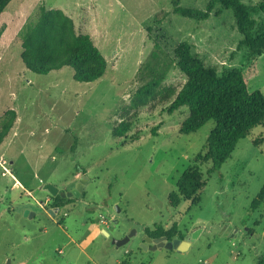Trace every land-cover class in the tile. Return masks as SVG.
Returning <instances> with one entry per match:
<instances>
[{
  "label": "rangeland",
  "instance_id": "rangeland-1",
  "mask_svg": "<svg viewBox=\"0 0 264 264\" xmlns=\"http://www.w3.org/2000/svg\"><path fill=\"white\" fill-rule=\"evenodd\" d=\"M206 2L178 0L200 10ZM40 7L62 9L76 32L89 34L107 62L99 79L76 81L69 67L38 74L24 66L22 38ZM172 7L173 0H11L4 9L0 126L7 110L16 118L0 144V264H254L263 253L264 201L256 208L251 202L264 184V122L237 142L219 171L207 174L210 163H203L199 201L176 207L168 205V195L204 153L214 121L182 134L187 107L169 112L166 104L152 113L143 108L124 137L112 134L119 107L144 82L140 69L155 40L170 55L188 41L218 76L243 71L250 89L264 95V52L250 57L246 47L236 49L242 35L231 10L217 5L207 19L196 20ZM251 17L257 33L264 14ZM184 81L177 67L164 79L176 88ZM82 176L80 195L49 213L54 196L43 185L66 191ZM172 223L184 239L197 231L188 249L142 248L146 227ZM133 230L125 244L112 242Z\"/></svg>",
  "mask_w": 264,
  "mask_h": 264
},
{
  "label": "trees",
  "instance_id": "trees-1",
  "mask_svg": "<svg viewBox=\"0 0 264 264\" xmlns=\"http://www.w3.org/2000/svg\"><path fill=\"white\" fill-rule=\"evenodd\" d=\"M10 1L0 0V15ZM217 5L231 10L235 28L242 35L236 49L246 47L250 57L261 55L264 52V22L261 30L254 33L255 20L251 13L264 14V0L254 5H246L242 0H207L205 10L182 7L178 0H173L172 11L184 17L205 20ZM1 33L2 29L0 36ZM191 47L188 41H181L170 55L158 41L153 42V48L140 69L144 82L130 95L129 101L119 107L118 121L112 127L115 137H124L143 108L152 113L157 107L166 104L169 112L182 106L187 107L188 116L179 123L178 130L182 134L195 132L207 121H214L206 138L204 153H198L194 159L195 164L182 171L176 181V191L168 195L167 202L172 207H176L181 200L198 202L199 193L206 184L200 166L209 162L207 174L219 171L237 142L255 125L264 122V95L259 89H250L246 73L227 70L218 76L215 68L206 66L191 51ZM20 59L28 70L38 74L69 67L73 71V78L79 82L99 79L107 66L105 57L89 34L76 32L73 19L59 8L40 7L37 21L23 35ZM172 67H177L185 76L179 88L164 83ZM15 118L13 109L6 111L0 126V144L8 135ZM254 144L257 143L254 141ZM74 148L75 142L71 146L72 150ZM67 201L70 199L56 195L52 204L53 207H60ZM263 201L264 184L251 205L256 208ZM144 233L150 237L165 235L167 239L185 237L177 229L176 223H172L169 228L155 224L152 229L146 227ZM254 264H264V251Z\"/></svg>",
  "mask_w": 264,
  "mask_h": 264
},
{
  "label": "water",
  "instance_id": "water-1",
  "mask_svg": "<svg viewBox=\"0 0 264 264\" xmlns=\"http://www.w3.org/2000/svg\"><path fill=\"white\" fill-rule=\"evenodd\" d=\"M86 181V178L82 176L75 184L74 187H72L69 190H61L56 185L52 183H45L43 185V188L47 189V191L52 195L56 196L58 195L61 198H70V197H78L83 190V183ZM59 207H52L48 209V212L53 215L54 211H58ZM28 210L25 211V215H28ZM102 233L105 235H108V232L105 229H102ZM136 233L135 230L129 232L128 234L124 235L121 238H113L112 242L116 246H121L125 244L130 237H132ZM197 234V231H194L192 235L186 239H180L178 237H174L172 239H167L165 235H161L158 237H150L147 234H144L143 236V242L141 243V246L143 249H157V248H165L168 250H177V251H185L190 246L191 239L194 238ZM7 264H10V261L7 260Z\"/></svg>",
  "mask_w": 264,
  "mask_h": 264
},
{
  "label": "crops",
  "instance_id": "crops-1",
  "mask_svg": "<svg viewBox=\"0 0 264 264\" xmlns=\"http://www.w3.org/2000/svg\"><path fill=\"white\" fill-rule=\"evenodd\" d=\"M14 184H18V185H20V183H19L18 180H15V181H14Z\"/></svg>",
  "mask_w": 264,
  "mask_h": 264
},
{
  "label": "built area",
  "instance_id": "built-area-1",
  "mask_svg": "<svg viewBox=\"0 0 264 264\" xmlns=\"http://www.w3.org/2000/svg\"><path fill=\"white\" fill-rule=\"evenodd\" d=\"M3 168L5 169V171H7V168L5 166H3Z\"/></svg>",
  "mask_w": 264,
  "mask_h": 264
},
{
  "label": "flooded vegetation",
  "instance_id": "flooded-vegetation-1",
  "mask_svg": "<svg viewBox=\"0 0 264 264\" xmlns=\"http://www.w3.org/2000/svg\"><path fill=\"white\" fill-rule=\"evenodd\" d=\"M52 203H53V202H52ZM51 206L53 207V204H52ZM60 207H61V206H60ZM60 207H59V208H60Z\"/></svg>",
  "mask_w": 264,
  "mask_h": 264
}]
</instances>
